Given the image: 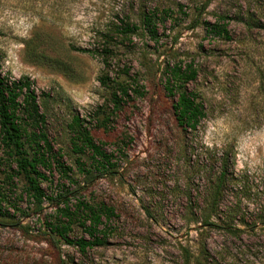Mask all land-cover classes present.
I'll return each instance as SVG.
<instances>
[{
  "label": "rangeland",
  "instance_id": "1",
  "mask_svg": "<svg viewBox=\"0 0 264 264\" xmlns=\"http://www.w3.org/2000/svg\"><path fill=\"white\" fill-rule=\"evenodd\" d=\"M147 13L159 19L157 39L143 28ZM124 24L136 34H119ZM30 51L57 65L32 61ZM0 57L3 75L33 83L46 118V196L68 194L71 205L82 196L114 211L104 219L108 244L80 253L49 232L59 202L35 208L8 178L0 148V264H264V0H0ZM175 66L197 73L184 87L205 110L195 131L178 125L165 89ZM115 82L130 88L119 108ZM76 115L109 155L100 172L89 153L79 169L68 128ZM223 172V198L209 217ZM204 217L215 226L196 223ZM69 236L85 235L75 224Z\"/></svg>",
  "mask_w": 264,
  "mask_h": 264
},
{
  "label": "trees",
  "instance_id": "2",
  "mask_svg": "<svg viewBox=\"0 0 264 264\" xmlns=\"http://www.w3.org/2000/svg\"><path fill=\"white\" fill-rule=\"evenodd\" d=\"M211 0H207V4ZM156 14H143V28L148 31L153 39H157L155 20ZM208 30L216 32L219 35L227 34L226 28H219L208 25ZM119 34L126 38L136 34L138 28L130 24H124L117 28ZM111 39V37H108ZM34 38L27 42V48L32 49ZM103 47V64L109 67V57L112 54L105 42ZM74 48V47H73ZM83 53H90L85 49H75ZM29 57L32 61L40 64L55 67L57 62L48 54L38 51H30ZM168 79L165 89L176 101L173 105L174 114L180 127H186L195 131L205 116L204 107L197 101L196 97L185 90V85L196 79L197 73L191 67L183 70L181 66H175L168 69ZM110 78L107 74L100 77L103 86H109ZM113 82V81H112ZM33 83L28 78L20 80L6 77L2 73V64L0 57V148L3 153L1 157L3 161L9 163L8 168L11 170L8 178L12 181L19 180L23 184V193L28 196L29 201L35 208L42 210L45 200L59 202L56 206L55 216L52 223L48 224L49 232L66 244L74 245L80 253L86 254L88 249L104 247L108 244L110 233L108 223H104V219L110 221L114 215V211L103 203H93L82 196L76 199L74 205L70 204L67 195H59L56 198H48L41 186V182L47 180L41 168L48 171L52 166L53 148L48 139L47 133L44 131L46 118L41 113L38 104V95L33 89ZM111 90V102L115 108H119L123 98L128 99L130 88L124 83L115 82ZM43 94V93H42ZM44 100H49L50 95H42ZM109 120L106 116L105 123ZM70 129L71 145L74 153L80 155L77 159L79 169L84 172V165L81 160L84 154L89 153L95 169L100 172L101 168L106 169L110 164L109 155H107L100 146L96 145L92 134L83 126L79 116H74L72 123L68 126ZM60 172L65 179L71 180L69 175L70 169L65 168L58 163ZM90 176L92 173L90 171ZM225 187V173H221L219 178L212 183L211 190L208 195V203L206 210L211 215L217 214L221 199L223 198ZM71 194V193H70ZM207 214V212L205 213ZM196 223L202 226L214 227L209 222V218L204 217L200 222L196 219ZM77 224L84 232L83 237L74 240L69 234L72 232V226ZM18 223L13 224L17 226ZM233 229V227H231ZM62 264H64L62 262Z\"/></svg>",
  "mask_w": 264,
  "mask_h": 264
}]
</instances>
